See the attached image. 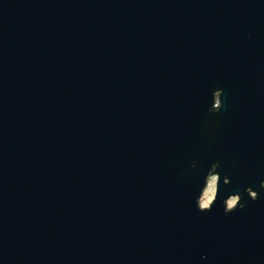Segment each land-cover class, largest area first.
Instances as JSON below:
<instances>
[{
  "label": "water",
  "instance_id": "1",
  "mask_svg": "<svg viewBox=\"0 0 264 264\" xmlns=\"http://www.w3.org/2000/svg\"><path fill=\"white\" fill-rule=\"evenodd\" d=\"M0 264H264V0H0Z\"/></svg>",
  "mask_w": 264,
  "mask_h": 264
},
{
  "label": "bare ground",
  "instance_id": "2",
  "mask_svg": "<svg viewBox=\"0 0 264 264\" xmlns=\"http://www.w3.org/2000/svg\"><path fill=\"white\" fill-rule=\"evenodd\" d=\"M210 185V183H209ZM208 185V187L206 188V190L203 192L202 194V197L200 199V206L201 207H207L210 203H211V200H212V193H211V187ZM232 202L231 201H228L227 205L228 206H232Z\"/></svg>",
  "mask_w": 264,
  "mask_h": 264
},
{
  "label": "rangeland",
  "instance_id": "3",
  "mask_svg": "<svg viewBox=\"0 0 264 264\" xmlns=\"http://www.w3.org/2000/svg\"><path fill=\"white\" fill-rule=\"evenodd\" d=\"M215 176H211L210 178H209V180H208V182H207V186H206V188L208 187V185H209V183H210V187H211V193L214 195V190H215ZM206 188H205V190H206ZM204 190V191H205ZM203 191V192H204ZM203 194V193H202ZM212 195V196H213ZM201 197H202V195H201ZM201 199V198H200ZM200 199H199V205H200ZM212 199H213V197H212ZM212 201V200H211ZM228 201H235V203H236V201H237V198L236 197H234V198H230ZM235 203H233L232 205H235Z\"/></svg>",
  "mask_w": 264,
  "mask_h": 264
},
{
  "label": "clouds",
  "instance_id": "4",
  "mask_svg": "<svg viewBox=\"0 0 264 264\" xmlns=\"http://www.w3.org/2000/svg\"><path fill=\"white\" fill-rule=\"evenodd\" d=\"M232 203H235V201H232Z\"/></svg>",
  "mask_w": 264,
  "mask_h": 264
}]
</instances>
